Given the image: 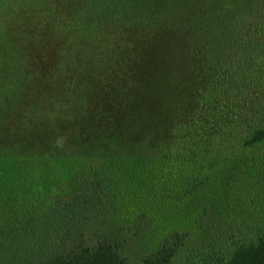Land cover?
<instances>
[{
  "label": "trees",
  "instance_id": "obj_1",
  "mask_svg": "<svg viewBox=\"0 0 264 264\" xmlns=\"http://www.w3.org/2000/svg\"><path fill=\"white\" fill-rule=\"evenodd\" d=\"M174 1L0 0V207L38 210L23 233L32 264H128L123 234L134 233V203L122 189L145 170L124 160L145 156L142 125L156 93L147 88L186 39L171 18L184 0ZM263 87L257 96L229 88L235 99L211 118L222 128L233 112L248 125L215 140L212 156L155 163L146 188L160 240L138 264H169L197 227H218L210 237L218 249L190 264H264V161L262 173L247 162L237 178L225 174L234 157L264 146ZM81 217L88 228L77 234L93 230L86 244L56 239L74 235L68 219Z\"/></svg>",
  "mask_w": 264,
  "mask_h": 264
},
{
  "label": "rangeland",
  "instance_id": "obj_2",
  "mask_svg": "<svg viewBox=\"0 0 264 264\" xmlns=\"http://www.w3.org/2000/svg\"><path fill=\"white\" fill-rule=\"evenodd\" d=\"M175 2L178 3V0ZM171 18L173 26L183 28L186 39L176 52L173 50L171 53V61L173 55L176 58L173 64L170 62L171 66H166V75L160 78L159 75L163 73L155 74L153 78L159 79L151 82L152 86L147 88L148 95L153 90L156 93L148 96L153 109L148 110V117L142 125L141 136H147L148 140L145 156L124 160L126 165H137L140 170H145L127 181L122 189L125 199L134 203V213L130 216L131 219L128 217L133 224L134 233L123 234L125 240L122 255L128 264H138L144 255L159 244L160 237L155 230L158 217L146 188L155 163L163 157L181 154L212 156L217 147L215 140L220 138V141H225L237 131L243 133L242 127L247 124L248 118L243 119L242 116L233 115V112H225L231 113V116L219 128L221 124L217 123V118L212 119L211 115L219 119L221 111L218 108H222L221 103L235 99V85L240 89L242 86L241 90L246 91V96L249 92L251 95H259L264 86V0H184L174 7ZM229 88L233 91L229 92ZM205 98L213 101L209 108L202 107V100ZM200 102L201 105L198 106ZM215 110L219 112L215 113ZM198 120L201 122L195 124ZM263 161L264 146L247 149L234 157L232 162H228L225 174L232 179L237 178L241 174V164L247 162H253L259 168L257 172H261L260 169L263 168L260 165ZM5 171L6 165L0 162V175ZM89 184L85 182L81 187L84 189ZM70 204L71 201L67 200L66 205L71 207ZM30 207H0L1 264L32 262L33 258H26L31 250H27V237L23 234L26 225L32 222L34 212L38 211L36 208L29 209ZM10 210L13 211L8 212ZM85 216L88 221L92 218L90 211ZM86 217L72 221L68 219V226L72 229L88 228ZM213 221L214 218L210 223ZM217 228L209 227L208 234H203L198 227L191 230V236L185 240L169 264H190L199 258L201 252L203 254L217 250L218 247L213 246V241L210 240ZM92 231L81 236L75 229L74 235L70 237L65 236L63 231L56 239L64 241L68 246L82 241L86 244ZM218 241L221 245V240ZM228 243L230 238H224L223 245ZM10 249L13 252H9Z\"/></svg>",
  "mask_w": 264,
  "mask_h": 264
}]
</instances>
